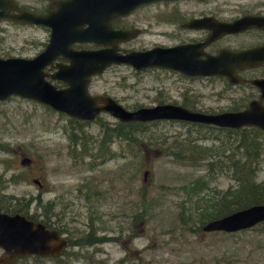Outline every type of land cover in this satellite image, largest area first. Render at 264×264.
I'll return each mask as SVG.
<instances>
[{
	"label": "rangeland",
	"instance_id": "obj_1",
	"mask_svg": "<svg viewBox=\"0 0 264 264\" xmlns=\"http://www.w3.org/2000/svg\"><path fill=\"white\" fill-rule=\"evenodd\" d=\"M158 7L141 6L117 19L116 26L141 28L118 46L176 43V25L155 20ZM47 35L42 25L2 21L0 56H32ZM205 82L171 69L135 70L127 63H113L90 77L88 90L108 94L127 109L158 102L203 111L227 108L207 106ZM117 122L108 112L78 121L34 100L14 95L0 100V173L8 179L2 192L27 197L40 191L44 207L51 204L52 215L64 222L72 240L88 231L90 239L102 238L71 243L70 249L88 264H264V221L228 232L200 227L206 220L200 222L201 209H209L235 179L217 164L207 171L205 154L196 152V146L209 147L210 154L222 152L228 133L183 120L156 119L128 126V136L114 135L100 154L103 126L115 129ZM72 133L77 134V144L71 143ZM179 150L196 155L180 158L175 155ZM228 153L226 149L223 155ZM23 156L30 162L21 163ZM11 171L18 172L14 182ZM33 177L42 180L41 189L30 180ZM253 179L264 181V151Z\"/></svg>",
	"mask_w": 264,
	"mask_h": 264
},
{
	"label": "water",
	"instance_id": "obj_2",
	"mask_svg": "<svg viewBox=\"0 0 264 264\" xmlns=\"http://www.w3.org/2000/svg\"><path fill=\"white\" fill-rule=\"evenodd\" d=\"M151 1L154 0H58L55 7L50 6L45 12H33L18 7L14 0H0V18L50 27L48 39L36 54L0 56V100L19 96L77 120H93L100 112H108L120 122L176 119L227 127L253 125L264 130V106H255L253 102L243 109L218 112L172 102L127 109L108 94L89 92L90 77L112 63H127L135 69L171 68L186 75L209 71L204 65L206 59H200L192 50L193 43L119 50L117 42L133 36L136 30L113 28L111 20ZM248 18L241 17L230 25L244 27L254 23L253 18ZM75 41H92L103 46L74 49L71 44ZM60 56L66 62L52 63ZM47 66L53 67V72H48ZM54 80L62 84L57 85ZM28 161L26 156L21 159L22 163ZM263 220L264 203H253L207 219L201 229L235 231ZM46 238L49 239L40 223L19 213L0 212V246L8 251L10 258L30 252L43 253L41 248Z\"/></svg>",
	"mask_w": 264,
	"mask_h": 264
},
{
	"label": "flooded vegetation",
	"instance_id": "obj_3",
	"mask_svg": "<svg viewBox=\"0 0 264 264\" xmlns=\"http://www.w3.org/2000/svg\"><path fill=\"white\" fill-rule=\"evenodd\" d=\"M57 1L14 0L18 7L33 12H45L48 7H55ZM170 2L174 3L175 7H163V4ZM150 5L159 6V13L155 15L156 21L160 20L171 25H176V43L174 44L193 43L195 46L192 50L198 53L200 59H206L204 65L209 69L206 74L186 75L175 69H166L176 71L187 78L206 80L205 97L207 106H227V108L214 107L207 112L239 110L249 106L251 102L255 106H264V0H154L135 7L125 15L115 17L110 22L111 26L123 29L134 28L136 33L129 38L136 36L141 31L140 27L133 26L132 24L126 25V27H119L115 25V21L131 14L138 7ZM8 12L12 13L13 11ZM244 16H248V19L253 18L254 23H249L244 27L230 25V23ZM2 21L37 26V24L18 22L12 18L5 17L0 18V28ZM45 28L48 31V39L50 27L45 26ZM118 42L117 47L120 50L123 47L118 46ZM71 46L74 49H95L103 45L92 41H75ZM57 61L66 62V59L60 56L54 59L52 63ZM45 69L48 72H53L54 70L53 67L49 68L48 66ZM53 82L57 85L62 84L58 80H54ZM241 127L255 126L246 125ZM210 128L228 130L226 129L227 126L211 125ZM260 130L264 131L263 129ZM29 162L30 159L27 163ZM16 174L18 172L11 171L9 174L13 176L11 181H16L14 178ZM3 175L4 173H0V212L9 215L19 213L29 220L40 223L47 232L49 239L46 238L47 242L45 240L42 243L41 251L43 253L30 252L15 255L11 258L8 251L0 246V264L4 262H8L6 264H88V261L85 263L79 256L77 250L70 249V245L74 240H72V232H68L64 222L56 219V215H52L54 212L50 203L47 202V206L44 207V202L40 200V191L35 195L31 194L27 197L17 196L14 193L6 195L5 192H2V189L4 188L3 184L8 179ZM30 180L39 189L42 188V180L37 177H33ZM30 201L34 202L35 205L30 207ZM35 201L41 206L37 205ZM58 239L59 245H61L59 247H57ZM97 262L91 260L89 264H98Z\"/></svg>",
	"mask_w": 264,
	"mask_h": 264
},
{
	"label": "trees",
	"instance_id": "obj_4",
	"mask_svg": "<svg viewBox=\"0 0 264 264\" xmlns=\"http://www.w3.org/2000/svg\"><path fill=\"white\" fill-rule=\"evenodd\" d=\"M144 122L145 121H118L115 129L103 126L104 131L102 133L100 145L98 147L100 154H104L106 152L105 144L109 143L114 135L128 136V126H132L133 124L144 125ZM190 123L208 128L211 127L209 124L200 122ZM226 129H228L225 131L228 133V140L226 139L223 141L224 146L222 152L216 151L210 154L209 151H211V149L207 146H196V150L193 147L190 148L191 150H195L198 153L203 155L205 154L204 158H206L205 164L207 171L213 169L217 164L218 167L225 169V172L235 179L234 185L227 187L225 192L221 194L213 202V204L210 205L209 209H201L199 212L200 222H202L203 219L207 220L212 217L220 216L237 208H241L253 203H264V181L255 182L253 179L254 171L256 170L257 165L261 160V154L264 151V138L261 137V134H264V131L255 127H227ZM76 138V133H72L70 135L72 144H77ZM226 149L229 151V153L223 155ZM83 151H85V146L83 147ZM192 153L193 152L190 150H186L183 153L180 150L175 151V155L180 158H191V155H196ZM209 155H212V157L208 158ZM90 233L91 232L88 231L80 237L77 235V239H74L72 243L80 245L90 244L92 242L102 240V238L100 239L97 237L90 239Z\"/></svg>",
	"mask_w": 264,
	"mask_h": 264
},
{
	"label": "bare ground",
	"instance_id": "obj_5",
	"mask_svg": "<svg viewBox=\"0 0 264 264\" xmlns=\"http://www.w3.org/2000/svg\"><path fill=\"white\" fill-rule=\"evenodd\" d=\"M108 67V66H107ZM104 70V69H103ZM101 73V72H100ZM16 176V175H15ZM33 198H35V197H33ZM35 200H37V199H35ZM45 206H46V204H45ZM24 210V209H23ZM44 211V210H43ZM44 213H45V211H44ZM6 263H8V262H4L3 264H6Z\"/></svg>",
	"mask_w": 264,
	"mask_h": 264
}]
</instances>
